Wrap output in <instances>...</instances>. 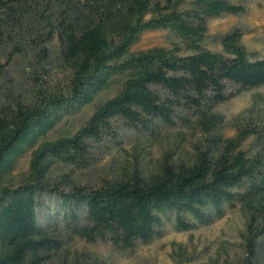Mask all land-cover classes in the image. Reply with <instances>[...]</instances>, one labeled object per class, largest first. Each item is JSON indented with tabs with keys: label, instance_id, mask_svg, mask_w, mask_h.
<instances>
[{
	"label": "trees",
	"instance_id": "1",
	"mask_svg": "<svg viewBox=\"0 0 264 264\" xmlns=\"http://www.w3.org/2000/svg\"><path fill=\"white\" fill-rule=\"evenodd\" d=\"M27 1L0 0V42ZM57 1L67 7L59 76L39 78L30 101L0 109V264H75L55 261L61 246L38 226L36 209L62 170L87 168L95 145L121 129L172 126L185 112L199 113L264 86V59L248 53L237 32L216 39L220 52L206 48L209 20L245 12L229 0H193L183 9L185 0ZM152 31L168 32L170 47L132 52L141 34ZM39 52L46 57V48ZM112 86L116 94L96 106L73 135L48 139L63 119ZM28 151L26 175L7 185ZM246 184L264 194L260 128L239 126L231 138L208 132L190 156L174 160L165 154L147 175L134 169L92 188L74 187L73 197L87 211L77 235L130 252L161 238L166 223L178 233L210 225L224 205L239 198L247 215L235 264H263L264 196L245 199L238 191Z\"/></svg>",
	"mask_w": 264,
	"mask_h": 264
},
{
	"label": "rangeland",
	"instance_id": "2",
	"mask_svg": "<svg viewBox=\"0 0 264 264\" xmlns=\"http://www.w3.org/2000/svg\"><path fill=\"white\" fill-rule=\"evenodd\" d=\"M191 1L185 0L180 9ZM229 1L243 6L245 12L209 20L206 48L220 52L216 39L237 32L243 48L255 58L264 59V0ZM66 12V5L57 0H29L21 5V11L10 22L8 37L1 38L0 42V109L12 102L30 101L39 78L49 81L50 77L59 76L61 24ZM0 19H3L1 13ZM171 41L172 37L166 31L144 32L131 51L168 49ZM42 48H46V57L39 52ZM115 94V86L100 93L92 105L57 124L48 139L73 135L96 106ZM244 125L260 128L264 137V86L236 93L225 102L199 113L185 112L183 119L175 120L172 126L157 122L150 131L121 129L112 140L95 145L87 168L62 170L50 191L38 201V226L61 246L55 261L75 264H235L242 256L240 233L247 215L245 201L239 198L224 205L221 217L210 225L178 233L166 223L161 238L122 253L109 243H88L77 235V230L86 224L87 211L73 194L74 187L92 188L103 180H118L134 169L147 175L156 170L163 155L169 154L174 160L184 159L192 154L194 146L207 137L208 132L231 138L237 127ZM209 126L212 129H208ZM29 160L28 151L18 159L15 169L7 177V185H17L24 178ZM238 193L252 200L264 196L247 184ZM249 193L253 195H247ZM261 258L264 264V252Z\"/></svg>",
	"mask_w": 264,
	"mask_h": 264
}]
</instances>
